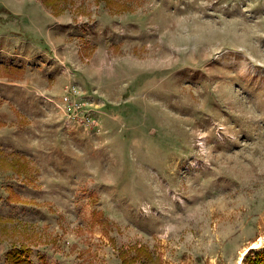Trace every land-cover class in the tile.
Instances as JSON below:
<instances>
[{
  "label": "rangeland",
  "instance_id": "374dc122",
  "mask_svg": "<svg viewBox=\"0 0 264 264\" xmlns=\"http://www.w3.org/2000/svg\"><path fill=\"white\" fill-rule=\"evenodd\" d=\"M261 239L264 0H0V264H264Z\"/></svg>",
  "mask_w": 264,
  "mask_h": 264
},
{
  "label": "built area",
  "instance_id": "2783aa9c",
  "mask_svg": "<svg viewBox=\"0 0 264 264\" xmlns=\"http://www.w3.org/2000/svg\"><path fill=\"white\" fill-rule=\"evenodd\" d=\"M65 95L66 115L72 123H80L83 117L85 125H98L96 115L91 109V103L88 101L85 91L77 85H71L67 88Z\"/></svg>",
  "mask_w": 264,
  "mask_h": 264
},
{
  "label": "trees",
  "instance_id": "16d2710c",
  "mask_svg": "<svg viewBox=\"0 0 264 264\" xmlns=\"http://www.w3.org/2000/svg\"><path fill=\"white\" fill-rule=\"evenodd\" d=\"M27 250H15L10 253V258L16 264H27ZM264 256V255H263ZM43 264H51L46 259L43 261Z\"/></svg>",
  "mask_w": 264,
  "mask_h": 264
},
{
  "label": "bare ground",
  "instance_id": "6f19581e",
  "mask_svg": "<svg viewBox=\"0 0 264 264\" xmlns=\"http://www.w3.org/2000/svg\"><path fill=\"white\" fill-rule=\"evenodd\" d=\"M263 245H264V239L259 240V241L255 244L256 247H261V246H263Z\"/></svg>",
  "mask_w": 264,
  "mask_h": 264
}]
</instances>
